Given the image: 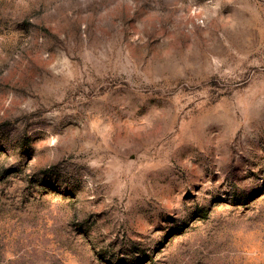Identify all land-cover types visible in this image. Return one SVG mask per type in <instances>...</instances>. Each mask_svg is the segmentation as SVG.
I'll list each match as a JSON object with an SVG mask.
<instances>
[{"label":"rangeland","instance_id":"rangeland-1","mask_svg":"<svg viewBox=\"0 0 264 264\" xmlns=\"http://www.w3.org/2000/svg\"><path fill=\"white\" fill-rule=\"evenodd\" d=\"M0 264H264V0H0Z\"/></svg>","mask_w":264,"mask_h":264}]
</instances>
